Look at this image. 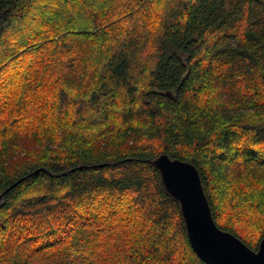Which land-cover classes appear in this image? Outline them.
I'll list each match as a JSON object with an SVG mask.
<instances>
[{
  "label": "trees",
  "instance_id": "obj_1",
  "mask_svg": "<svg viewBox=\"0 0 264 264\" xmlns=\"http://www.w3.org/2000/svg\"><path fill=\"white\" fill-rule=\"evenodd\" d=\"M161 153L258 250L264 0H0V264H207Z\"/></svg>",
  "mask_w": 264,
  "mask_h": 264
},
{
  "label": "water",
  "instance_id": "obj_2",
  "mask_svg": "<svg viewBox=\"0 0 264 264\" xmlns=\"http://www.w3.org/2000/svg\"><path fill=\"white\" fill-rule=\"evenodd\" d=\"M152 162L160 172L167 193L179 202L190 244L201 260L207 264H264V236L258 250H254L216 224L195 164L167 153H161ZM11 187L0 194V205Z\"/></svg>",
  "mask_w": 264,
  "mask_h": 264
}]
</instances>
